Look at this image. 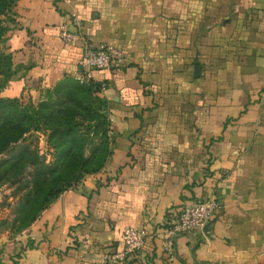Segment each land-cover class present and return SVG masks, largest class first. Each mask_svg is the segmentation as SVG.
<instances>
[{
	"label": "crops",
	"instance_id": "obj_1",
	"mask_svg": "<svg viewBox=\"0 0 264 264\" xmlns=\"http://www.w3.org/2000/svg\"><path fill=\"white\" fill-rule=\"evenodd\" d=\"M73 14L83 39L128 56L94 71L110 155L0 241V264H264V0H17L6 96L82 70L83 39L59 35ZM210 197L221 208L170 257L166 226ZM126 226L145 229L146 245L114 258Z\"/></svg>",
	"mask_w": 264,
	"mask_h": 264
},
{
	"label": "rangeland",
	"instance_id": "obj_2",
	"mask_svg": "<svg viewBox=\"0 0 264 264\" xmlns=\"http://www.w3.org/2000/svg\"><path fill=\"white\" fill-rule=\"evenodd\" d=\"M14 7L2 16L3 25L7 31L3 34L0 44L1 52L6 54L10 53L6 36L12 22L11 13ZM3 66L4 70H1ZM6 67L0 54V98L8 97L7 89L14 75L11 71L8 76L5 72ZM60 83L61 81L51 87L37 89L35 91L37 93L34 94L28 91L18 98L23 106L37 108L39 103H48L43 113L52 111L53 107L58 112H56L55 129L33 130L27 134L26 142L0 154V160L10 159L20 149V145L29 143V150L36 149L40 159V163L35 166L28 162L18 163L17 167H21L23 171L17 177L8 176L0 182V241L19 237L30 227L21 228L20 226L31 218L37 206L36 202L40 203L44 199L48 187H59L66 181L70 182V185L75 182L79 184L88 175L103 169L92 172L96 164L103 162L102 155L113 141L110 133L111 124L106 119L104 107L97 96L95 99L91 91L72 88L70 82ZM61 102H64L63 110H59L60 106H55ZM68 105L73 107L75 114ZM43 164H47L49 169H47V176L41 177ZM9 165L6 164L4 169H0L2 174L6 172ZM35 169L38 171L39 179L35 176ZM52 170L55 172L52 173ZM36 180L42 186L40 191H35ZM28 194H31V200L35 202L32 206L25 204L24 214H21L23 209L20 208L23 207Z\"/></svg>",
	"mask_w": 264,
	"mask_h": 264
},
{
	"label": "trees",
	"instance_id": "obj_3",
	"mask_svg": "<svg viewBox=\"0 0 264 264\" xmlns=\"http://www.w3.org/2000/svg\"><path fill=\"white\" fill-rule=\"evenodd\" d=\"M17 0H0V42L2 40L3 34L7 31V29L3 25V19L2 16L7 14L9 9H12ZM1 44H0V54L1 57L4 60L6 67V71L11 74V71L14 73V63L12 54L10 53H3L1 52ZM1 70H4V66ZM70 82L72 85V88L75 89H84L88 92H92L93 95H95L98 98V101L102 103L105 111V116L107 121L110 123V120L107 115V101L103 96H101V92L103 90V85L101 82L96 81L95 79H92L89 83H81L78 80H76L73 76L67 77L63 80H61V83H68ZM58 93V92H57ZM61 97V96H60ZM19 97H1L0 98V154L9 151L10 149H13L16 145L26 142L28 139L27 134L30 133L33 130H40L42 128L49 129L54 128L55 129V121H56V111L53 107L52 111H49L47 113H43L44 107L48 103H39V106L37 108L32 106H23L19 102ZM55 106H60L59 110H63L64 108V102L58 103ZM72 113L75 114V111L72 110L73 107H70ZM70 113V111H67ZM71 113V114H72ZM74 116V115H72ZM72 118V117H71ZM20 149L17 151L15 155H13L10 159H4L0 160V169H4L6 164H10L8 166V169L4 174H2V171L0 170V182L8 176L11 177H17L23 169L21 167H17L18 163L24 164L25 162H28L32 165H38L40 163L39 156L37 155L36 149L29 150V143H24L23 145H20ZM111 147V146H110ZM110 147H107L105 149L103 155H102V163L96 164V168L92 170V172H96L100 169H102L107 162V159L110 155ZM49 166L46 164H43L42 170L40 172L41 177L47 176ZM35 176L37 179H39L38 171L35 169ZM55 170H52V173H54ZM35 181V191H40L42 186L40 182ZM78 182H75L76 185ZM40 184V185H39ZM70 185V182L66 181L64 185L56 187H48L45 197L40 203L36 202V208L32 213L31 218L23 225H21V228L29 227L33 224V222L39 217L41 212L45 210L50 203L58 197L61 193H63L65 190H67L69 187L73 186ZM30 195V196H29ZM31 194H28L26 201L23 203V207L20 209H23L21 211V214H24V208L26 205L32 206V204L35 202L34 200H31ZM26 204V205H25Z\"/></svg>",
	"mask_w": 264,
	"mask_h": 264
},
{
	"label": "built area",
	"instance_id": "obj_4",
	"mask_svg": "<svg viewBox=\"0 0 264 264\" xmlns=\"http://www.w3.org/2000/svg\"><path fill=\"white\" fill-rule=\"evenodd\" d=\"M79 26L78 17L75 14L71 15L69 20L59 28L61 40L70 45L77 39H83L78 29ZM82 41L83 54L80 61L82 70L73 75L81 83H89L94 79L96 70L120 67L128 63V56L121 47L106 42L95 44L88 39ZM220 208V202L213 197L184 205L176 218L166 226L162 233L163 247L170 257L176 253L179 237L196 235ZM147 238L148 232L145 229H138L134 226L124 227L122 231L123 248L113 257L128 259L137 255L145 247Z\"/></svg>",
	"mask_w": 264,
	"mask_h": 264
}]
</instances>
